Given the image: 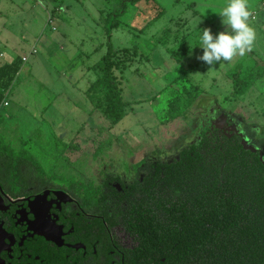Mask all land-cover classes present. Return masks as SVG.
Here are the masks:
<instances>
[{"label":"rangeland","instance_id":"obj_1","mask_svg":"<svg viewBox=\"0 0 264 264\" xmlns=\"http://www.w3.org/2000/svg\"><path fill=\"white\" fill-rule=\"evenodd\" d=\"M121 2L0 0V49L14 59L28 56L8 90L9 105L0 109V134L16 149L24 146L29 159L36 160L35 173L26 180L39 186L80 182L95 195L109 187L107 175L126 186L144 179L142 161L150 150L161 149L164 162L179 157V144L171 138L177 139L179 125L186 127L189 121L184 118L178 126H167L168 138L159 131L163 125L159 115L172 100L186 106L191 84L201 87L191 91L199 101L184 115L191 110L200 118L206 114L203 130L235 131L246 146L264 151V76L255 79L264 70V0H248V10L256 12L248 21L255 31L252 50H263V56L256 58L251 50L246 52L248 59L246 54L237 55L231 62L214 65L198 59L204 51L198 40L206 28L213 35L227 30L219 13L229 0L128 3L117 17L120 26L112 30V42L116 49L134 46L143 57L116 70L129 104L124 118L112 125L102 113V101L97 102V96L92 100L88 87L100 76L93 66L107 52L106 17L122 10ZM187 44L193 50L183 57ZM33 49L36 53L31 54ZM240 64L251 83L235 98L228 71ZM111 187L121 189L118 184ZM135 194L123 198L107 190L101 202L114 225H127L129 211L146 199L141 191Z\"/></svg>","mask_w":264,"mask_h":264},{"label":"trees","instance_id":"obj_2","mask_svg":"<svg viewBox=\"0 0 264 264\" xmlns=\"http://www.w3.org/2000/svg\"><path fill=\"white\" fill-rule=\"evenodd\" d=\"M137 1L122 0V10L106 17L107 52L93 66L100 76L88 90L92 100L97 96V102L102 101L100 109L112 125L124 118L129 104L116 70L143 57L134 46L116 49L112 30L120 26L117 17L126 12L127 4ZM22 63L17 57L0 66V105ZM241 66L228 71L235 98L251 83ZM263 76L264 70L255 79ZM200 89L191 84L189 91ZM191 91L186 106L172 100L159 115L162 124L192 107L198 97ZM35 161L24 146L16 149L0 134V180L13 192L22 194L23 179L32 178ZM142 164L146 169L139 188L146 199L127 216L128 228L140 237V264H264V159L259 150L243 143L240 133L219 127L203 130L199 140L183 148L175 160L147 156Z\"/></svg>","mask_w":264,"mask_h":264},{"label":"flooded vegetation","instance_id":"obj_3","mask_svg":"<svg viewBox=\"0 0 264 264\" xmlns=\"http://www.w3.org/2000/svg\"><path fill=\"white\" fill-rule=\"evenodd\" d=\"M255 150L263 158L264 151ZM104 180L108 191L123 198L141 191L143 181L126 186L111 175ZM117 184L120 190L111 187ZM24 185L18 194L0 180V264H140L139 234L114 225L101 202L106 188L94 195L80 182Z\"/></svg>","mask_w":264,"mask_h":264},{"label":"clouds","instance_id":"obj_4","mask_svg":"<svg viewBox=\"0 0 264 264\" xmlns=\"http://www.w3.org/2000/svg\"><path fill=\"white\" fill-rule=\"evenodd\" d=\"M227 25V30L213 35L210 28L203 30L201 47L203 55L198 59L207 65L220 61L231 62L237 55H245L252 50L255 31L248 21L251 12L248 10V0H229L228 5L219 13Z\"/></svg>","mask_w":264,"mask_h":264},{"label":"crops","instance_id":"obj_5","mask_svg":"<svg viewBox=\"0 0 264 264\" xmlns=\"http://www.w3.org/2000/svg\"><path fill=\"white\" fill-rule=\"evenodd\" d=\"M263 4H264V2H263ZM253 14H255V17H256V12L255 11L254 12L252 11L251 12V18H253ZM100 18H102V15L101 14H100ZM253 19H255V18H253ZM198 42H201V41L198 40ZM186 46H187V48H184L185 51H184L183 57H188L189 54H191V52L193 50V49H190L189 48L190 47L189 44H187ZM33 50H36V49H33ZM262 52H263V50H262ZM262 52H261V50L259 52L252 50L251 51V54H253V56L256 57V58H261V56H263L262 55ZM1 54H2V56H1ZM32 54H34V53H32ZM249 55L246 54L247 59H248V56ZM172 56H174V55H172ZM22 57H24V55ZM22 57H21V59H22ZM13 60H14V58H12L10 55L8 56L7 53H5L3 50L0 49V66L6 65V64H10V63H12ZM192 67H194V66L192 64H190L189 70H191ZM9 89H10V87L5 90V96H4V99L3 100L6 99V97H7L6 92ZM197 101H199V99ZM1 105H2V103H1ZM1 105H0V109L3 108ZM191 111H189V113L187 115L179 116V117L175 118L174 120L168 122L167 124H163V125H161V127H159V131L165 132L164 134H166V136L168 138H170L169 137V133H168L169 131H167V130H170V129H167L168 128L167 126H173V124L174 125L176 124L178 126L179 124H181V121L184 118L189 121V125H187L186 127H182V125H179L180 126L179 127L180 129H178L179 130V135H178L177 139H176V137H172L171 138L172 141L174 140L173 142H176L177 144H179L178 145L179 146L178 150H182L183 148L187 147L191 143L196 142L197 140H199L200 135H201V133L203 131V128L205 127L206 114L205 115L202 114V117L200 118L199 115H196L195 116V114L197 112L194 111L193 113H191ZM160 128L162 130H160ZM156 136H155V138H157ZM171 139L169 140L170 142H171ZM147 155H150L151 157H156L157 158V157H161L163 155V151L161 149H152L145 156H147Z\"/></svg>","mask_w":264,"mask_h":264},{"label":"built area","instance_id":"obj_6","mask_svg":"<svg viewBox=\"0 0 264 264\" xmlns=\"http://www.w3.org/2000/svg\"><path fill=\"white\" fill-rule=\"evenodd\" d=\"M32 2H35V3H39L41 0H31ZM253 18H255V14H253ZM36 52V50H32L31 51V54L32 53H35ZM1 56H2V54H1ZM22 61L23 62H26V61H28V56H24V57H22ZM8 92L9 91H7L6 92V94L8 95ZM9 105V102L7 101V99H5V100H3V102H2V107H6V106H8Z\"/></svg>","mask_w":264,"mask_h":264},{"label":"water","instance_id":"obj_7","mask_svg":"<svg viewBox=\"0 0 264 264\" xmlns=\"http://www.w3.org/2000/svg\"><path fill=\"white\" fill-rule=\"evenodd\" d=\"M247 147H249V148H252L253 150H255V148H254V147H252L251 145H248Z\"/></svg>","mask_w":264,"mask_h":264}]
</instances>
